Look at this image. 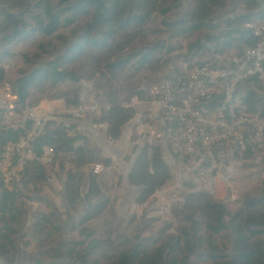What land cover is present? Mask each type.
<instances>
[{
    "label": "trees",
    "instance_id": "16d2710c",
    "mask_svg": "<svg viewBox=\"0 0 264 264\" xmlns=\"http://www.w3.org/2000/svg\"><path fill=\"white\" fill-rule=\"evenodd\" d=\"M189 1L201 3L216 18L171 35L170 40L177 42V47L168 43L138 53L135 45L146 41L145 30L154 16L163 18L173 9L166 5L167 0H59L56 7L52 0H0V68L18 63L12 61L10 50L20 44L34 42L39 52L30 59L21 56L27 69H19L15 79L7 83L17 97L15 114L22 117L45 100L59 101L66 108L77 106L79 95L71 85L83 79L95 93L94 100L100 107L108 108L98 119L107 128V137L119 141L124 126L133 117L132 111L118 107L121 99H145L146 92L155 85L147 83L146 90L138 89L133 82L137 75L154 77L169 63L170 56L182 48L185 56L177 59L188 64L196 58L239 55L253 46L243 27L263 20L264 0ZM60 32H67V36L58 35ZM201 32L204 38L194 39ZM210 36L213 37L205 39ZM51 38L58 47L41 43ZM70 67L84 69L85 76L77 78L67 71ZM124 75L127 83L118 86ZM247 100L251 102V97ZM29 127L28 122L24 130H6L0 113V146L15 144ZM74 130L75 126H71L69 136L64 130L51 131L47 124L31 146L37 153L51 148L57 157L66 151L71 156L72 169L64 174L62 198L70 211L78 203L82 205L76 226L81 229L100 220L106 212L114 220L115 212L108 200L101 198L98 178L89 171L86 177L83 175V170L90 166H108L109 162L98 157L85 134L80 136ZM75 143L78 147L73 149ZM170 180V170L158 148L151 155L142 151L126 177L128 187L137 190L134 204L138 206ZM17 181L9 188L0 183V264H191V259L196 264H264V182L251 196H241L234 205L222 204L206 194L193 192L190 185H183L187 193L179 210L172 214L175 234L164 238L167 226L148 242L138 235L132 239L123 236L111 239L106 234L111 228L107 222L104 234L91 230L81 241L64 240L54 212L34 213L29 231L36 249L46 253L32 258L23 251L18 253L19 246H27L21 244L23 238L18 234L25 225L23 200L43 203L33 196H37L35 189L47 185V172L40 165L28 166ZM28 188L33 192L27 193ZM253 217L261 221L262 228L251 225ZM42 256H46L47 263Z\"/></svg>",
    "mask_w": 264,
    "mask_h": 264
},
{
    "label": "built area",
    "instance_id": "2783aa9c",
    "mask_svg": "<svg viewBox=\"0 0 264 264\" xmlns=\"http://www.w3.org/2000/svg\"><path fill=\"white\" fill-rule=\"evenodd\" d=\"M243 29L254 44L239 55L196 58L188 64L181 61V67L170 68L146 92L145 99L134 97L120 102L118 107L132 111L133 117L116 142L107 137V128L98 121L107 107L79 103L66 108L54 101L50 108L43 101L39 103L38 108L44 106L40 112L30 115L29 111L24 119L26 113L22 117L15 114L17 97L7 84L0 83V113L5 129L24 130L25 124L30 123L15 144L0 146V183L9 188L26 167L53 163L56 155L51 148L37 153L31 146L47 124L51 131L64 130L70 136L71 123L90 117V131L111 146L121 142L125 157L138 156L144 150L151 155L158 148L193 192L234 205L239 199V166L260 170L264 165V18ZM250 97L251 102L247 100ZM74 131L83 136L78 128ZM77 147L75 143L73 149ZM100 156L109 165L90 166L92 176L120 171L123 158L111 160L102 153ZM148 202L136 208H145ZM157 202L155 209L160 210Z\"/></svg>",
    "mask_w": 264,
    "mask_h": 264
},
{
    "label": "rangeland",
    "instance_id": "374dc122",
    "mask_svg": "<svg viewBox=\"0 0 264 264\" xmlns=\"http://www.w3.org/2000/svg\"><path fill=\"white\" fill-rule=\"evenodd\" d=\"M173 0H167L166 5L173 6L171 12L165 17H160L155 15L152 22L146 28V41L142 44L135 45L138 53H142L148 50L152 46H159L162 44L170 43L171 46L177 47V42L170 40V36L184 30L185 28L204 23L209 20H214L216 15L209 11L204 5L197 2H190L189 0H176V3H172ZM53 7H56L59 4V0H52ZM16 16V14H14ZM75 27V26H74ZM58 35L67 36V32H60ZM204 33L201 32L196 34L194 39L199 37L204 38ZM211 37H205L206 40H209ZM39 42V40H37ZM50 43L51 46L58 47L57 42L52 38L45 39L41 43L46 44ZM34 42H28L26 44H20L15 48L11 49L10 52L14 57L12 61H18V63H9L7 66L0 68V83L7 84L9 81H12L16 77V73L19 69L26 70L27 66L22 63L21 56H25L27 59H30L33 55H39L35 47ZM176 49V48H175ZM185 51H176L173 55L170 56V61L166 64L154 77L148 76V74L142 73L137 75L133 82H135L138 89L146 90L144 86L147 83L157 84L159 80L167 75L170 68L174 66L181 67V61L177 59L178 56H183ZM43 58V56H41ZM52 60V59H50ZM67 71L75 74L77 78H82L85 76L86 72L84 69H79L75 67H70ZM127 83V75H124L120 78L118 86H122ZM74 91L79 95L80 102L82 104H91L95 103L100 106L95 100V93L92 92L91 87L88 83L84 82L83 79H80L76 84L71 85ZM70 88V87H69ZM240 97L242 94L239 95ZM122 98V97H121ZM124 99H121L123 102ZM43 102V101H41ZM45 102H54L46 101ZM42 108L44 106L42 105ZM42 108L40 110H42ZM28 118V114L24 116V119ZM82 121L86 122L87 130H84V134L88 137L91 142L94 144L96 151L98 152V157L101 159L100 154H105L111 160L117 158L122 159V167L120 171L109 170L108 172L98 176L99 188L101 190V198L108 200L112 210L115 212V219H111L108 212H106L100 220L93 221L85 228H76L77 223L82 215L83 207L80 203L76 205L74 210H68L66 205L63 202L62 198V182L65 172L72 169L69 162L71 156L69 153L63 152L59 153L58 157L54 159L53 163L47 167H44L47 172V185L41 189H35L34 191L37 196L33 198H39L43 201L41 204L30 203L26 200H23L24 210H25V225L18 232L19 236L23 239L21 244L26 243L27 246L18 247V253L21 251L24 252L26 256H32L36 258L40 255L46 253V251H38L36 249L34 237H32L29 231L30 218L34 213H43L47 214L50 211L54 212L57 216L59 226L63 232V239L68 241H81L83 236L94 230L98 234H104L105 226L104 224L110 223L111 228H109V233L111 239H114L115 236H123L124 238L132 239L135 235H138L143 242H148L150 239L157 237L158 233L169 226V230L166 231L164 238L173 236L175 234L176 221L172 214L174 211L179 210L180 204L182 203V198L187 193L183 185H189L185 181L181 172H178L174 167H170L164 155H162L163 163L169 168L171 174V180L166 184L160 191L156 192L154 196L149 199V204L145 208H136L138 205H134V199L137 195V190L130 189L126 183V177L130 164L134 161L133 158H136L134 154L128 155L125 157V152L123 150L121 142L117 146H111L106 143L100 136L95 135L94 138L90 131V125L93 121V118L84 117ZM71 126L72 123H71ZM101 140L96 141V139ZM60 163L62 167L60 168ZM119 165V163H118ZM89 169L83 170V175L86 177L88 175ZM264 171V170H263ZM262 170H256L255 168L249 167L247 165H240L238 168V195L241 196L252 195L259 184L264 182L262 178ZM18 182V181H17ZM16 182V183H17ZM244 183V184H242ZM85 186V181H83V187ZM33 190L28 188L27 193H32ZM186 192V193H185ZM26 194V193H25ZM28 196H31L27 194ZM80 195H83V189H81ZM171 196L174 197L171 200ZM158 200L157 205L161 206L160 210L155 209V203ZM157 206V207H158ZM251 224L253 227L262 228L263 224L261 221L253 217ZM119 241H115L114 245L117 246ZM42 260L47 263L46 256H42ZM191 264H196L195 259H191Z\"/></svg>",
    "mask_w": 264,
    "mask_h": 264
},
{
    "label": "crops",
    "instance_id": "0c3cea01",
    "mask_svg": "<svg viewBox=\"0 0 264 264\" xmlns=\"http://www.w3.org/2000/svg\"><path fill=\"white\" fill-rule=\"evenodd\" d=\"M49 103V102H48ZM39 107V104L36 106V107H34L30 112H29V114L30 115H32V114H34L35 112H40L41 110H40V108H38ZM48 107H50V108H52V107H54V105L53 104H51V103H49L48 104ZM73 125L75 126V128H78L79 130H81V132H82V134L84 135V130H87V125H86V122H84V121H82V120H80L79 122H76V123H73ZM92 133V136H93V138H94V136L95 135H97V134H95V133H93V132H91ZM99 136V135H98ZM96 141H99L100 143H101V140H100V138L99 139H96ZM133 163V162H132ZM132 163L130 164V168H129V170H128V173H129V171H130V169H131V165H132ZM256 169V168H255ZM257 170V169H256ZM260 170H262V173H261V175H262V178L260 177V179H263L264 178V165L262 166V168L260 169ZM106 172H108V171H106ZM128 173L126 174V175H128ZM242 184H244V183H242Z\"/></svg>",
    "mask_w": 264,
    "mask_h": 264
},
{
    "label": "water",
    "instance_id": "95a60500",
    "mask_svg": "<svg viewBox=\"0 0 264 264\" xmlns=\"http://www.w3.org/2000/svg\"><path fill=\"white\" fill-rule=\"evenodd\" d=\"M61 192H62V189H61Z\"/></svg>",
    "mask_w": 264,
    "mask_h": 264
}]
</instances>
